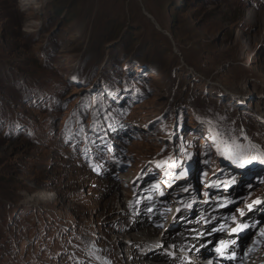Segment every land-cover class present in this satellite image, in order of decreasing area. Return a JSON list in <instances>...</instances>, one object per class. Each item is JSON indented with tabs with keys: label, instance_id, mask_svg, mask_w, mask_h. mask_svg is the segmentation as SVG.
<instances>
[{
	"label": "rangeland",
	"instance_id": "rangeland-1",
	"mask_svg": "<svg viewBox=\"0 0 264 264\" xmlns=\"http://www.w3.org/2000/svg\"><path fill=\"white\" fill-rule=\"evenodd\" d=\"M261 154L264 0H0V264L246 225L235 262L264 240Z\"/></svg>",
	"mask_w": 264,
	"mask_h": 264
},
{
	"label": "bare ground",
	"instance_id": "bare-ground-1",
	"mask_svg": "<svg viewBox=\"0 0 264 264\" xmlns=\"http://www.w3.org/2000/svg\"><path fill=\"white\" fill-rule=\"evenodd\" d=\"M33 1L34 0H19V4L22 7H27ZM33 200L35 202L39 200V197L34 196ZM242 220L243 218L239 219L238 223L239 221L241 223ZM209 227L210 226H208L207 228L209 229ZM234 228L236 227L233 226L232 229ZM229 229L230 232L228 233V235L225 236L222 234L216 236L217 238L228 242L230 248L232 244L231 242L234 240L235 236L233 234L234 232H232L231 227ZM149 234H151L153 236L152 238L155 240V242H153V245H150L151 243H148V240L146 238L147 236L145 235L138 236L137 234L127 232L118 234L117 237L120 240L124 239L125 242L123 243V241H121L120 243L123 244H116L109 247L110 253L108 257V264H173V262H171V259L176 260V264H192L185 263L183 259L188 257L187 254H199L200 252L199 250L191 247L189 245L190 242H188V240H185L184 237L180 234H178L177 237L174 236L176 232L170 235H163L160 231L148 230L146 235ZM243 234L244 235H242L240 238V242L244 246V253L240 255L239 259L235 262L226 259L229 251L228 248L224 251L223 255H221L217 251H208L205 253L206 256L203 259H199L198 261H196V263L209 264L213 262L214 264H220V262L225 261L227 264H264V240L261 243L253 242L250 240L249 234H247L246 232H243ZM136 238L139 239L136 241H132ZM209 238L211 237L203 238L204 240H200H202V243H209V246L214 247L216 244H214L212 239ZM210 241L212 242V244ZM219 242L217 243L215 249L220 246ZM122 253L126 254H124V260H121L120 257ZM170 254L171 256H169Z\"/></svg>",
	"mask_w": 264,
	"mask_h": 264
},
{
	"label": "snow or ice",
	"instance_id": "snow-or-ice-1",
	"mask_svg": "<svg viewBox=\"0 0 264 264\" xmlns=\"http://www.w3.org/2000/svg\"><path fill=\"white\" fill-rule=\"evenodd\" d=\"M261 155L264 156V154H261ZM252 159H255V157L250 158L248 162H251ZM260 162H261V163H264V158H262V159L260 160ZM157 166L160 167L161 165L158 164ZM239 166H240V167H243V166H244L243 162H241ZM169 167H175V165H174V164H173V165H169ZM160 194L163 195V192H161ZM254 203H255V204H260L261 201H260V200H256V201H254ZM247 207H248L249 210H251L252 205L249 204ZM240 215H241V216H244V212H243V211H240ZM244 227H246V225H237L236 228L232 229V232H240V231L243 230ZM260 234H261L262 236H264V231H262ZM219 243H220V246L217 247L216 251H217L218 253H220L221 255H223V254H224V251H225L226 249L229 248V243H228V242H225V241H223V240H221ZM231 243L234 244V243H235V240H233Z\"/></svg>",
	"mask_w": 264,
	"mask_h": 264
},
{
	"label": "water",
	"instance_id": "water-1",
	"mask_svg": "<svg viewBox=\"0 0 264 264\" xmlns=\"http://www.w3.org/2000/svg\"><path fill=\"white\" fill-rule=\"evenodd\" d=\"M162 156H166V157L164 158V160H166V159H167V154H164V155H162ZM164 160H163V161H164Z\"/></svg>",
	"mask_w": 264,
	"mask_h": 264
}]
</instances>
